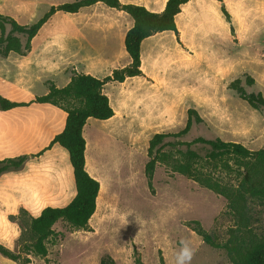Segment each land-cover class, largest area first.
Instances as JSON below:
<instances>
[{
    "label": "rangeland",
    "instance_id": "rangeland-1",
    "mask_svg": "<svg viewBox=\"0 0 264 264\" xmlns=\"http://www.w3.org/2000/svg\"><path fill=\"white\" fill-rule=\"evenodd\" d=\"M72 1L0 0V13L32 24L51 6ZM119 1L160 11L167 0ZM175 21V32L142 41L139 75L103 84L113 115L88 119L82 132L85 168L99 182L95 212L84 228L58 220L45 256L32 252L31 219L75 195L67 151L56 143L47 147L63 129L66 113L36 102L0 109V160L26 156L20 166L0 173V244L17 261L177 264L184 240L192 250L187 264H234L250 244L264 240V199L234 209L232 194L221 193L238 182L233 159L194 162L204 181L158 163L152 189L144 172L150 138L182 130L190 110L197 118L183 140L218 137L251 150L264 148V113L230 87L240 78L248 92L264 97V0H188ZM131 25L126 12L102 2L75 13L56 11L25 55L0 56V95L28 102L45 94L50 83L66 85L75 72L104 78L129 63L123 40ZM194 220L231 249L205 243L192 229Z\"/></svg>",
    "mask_w": 264,
    "mask_h": 264
},
{
    "label": "trees",
    "instance_id": "trees-1",
    "mask_svg": "<svg viewBox=\"0 0 264 264\" xmlns=\"http://www.w3.org/2000/svg\"><path fill=\"white\" fill-rule=\"evenodd\" d=\"M188 0H167L161 11H152L144 5L125 3L119 0H74L51 6L36 22L20 24L14 18L0 13V56L10 52L25 55L31 48V41L41 26L56 11L75 13L81 8L102 2L108 7L118 8L126 12L132 19V25L124 35V48L129 57V63L121 68H115L111 74L100 79L89 73L75 72L68 83L57 87L50 83L48 91L36 96L28 102L11 101L0 95V109L8 110L14 107L28 105L31 102L48 103L66 113L63 129L55 134L47 147L58 144L63 147L69 157L73 171L75 195L62 207L47 206L31 219L32 252L39 256L47 254L46 243L55 235L53 225L58 220H64L74 228H84L96 209V199L99 192V182L85 169L86 143L83 137V127L90 118L106 120L113 115V109L102 86L107 81L122 82L127 77L137 76L140 70V46L142 41L163 31H176L175 18L181 7ZM227 21L230 15L224 5L220 7ZM247 84L252 83L246 77ZM240 78L234 79L230 87L252 108L264 113V97L260 92H248ZM197 115L189 111L185 127L177 133H155L148 141V160L144 167L147 186L152 189V178L158 163H166L173 171L189 178L204 181L205 177L197 174L192 166L197 160L226 161L233 159L238 165V182L233 187H224L221 193L228 195L231 206L237 209L240 203L250 199H264V148L251 150L239 142L224 141L218 137H196L189 141L183 140L190 131L192 117ZM25 155L17 158L0 160V173L8 167L20 166ZM229 197V196H228ZM192 229L202 240L215 247L228 248V244L214 241L199 221H192ZM0 253L14 260L17 264H25L28 260H18V256L0 244ZM234 264H264V240L250 244L237 258ZM102 264H106L101 260ZM108 264H116L111 261Z\"/></svg>",
    "mask_w": 264,
    "mask_h": 264
},
{
    "label": "clouds",
    "instance_id": "clouds-1",
    "mask_svg": "<svg viewBox=\"0 0 264 264\" xmlns=\"http://www.w3.org/2000/svg\"><path fill=\"white\" fill-rule=\"evenodd\" d=\"M192 250L190 248V242L181 241V246L177 254V264H187L191 260Z\"/></svg>",
    "mask_w": 264,
    "mask_h": 264
},
{
    "label": "crops",
    "instance_id": "crops-1",
    "mask_svg": "<svg viewBox=\"0 0 264 264\" xmlns=\"http://www.w3.org/2000/svg\"><path fill=\"white\" fill-rule=\"evenodd\" d=\"M161 11V10H160ZM11 53V52H10ZM127 65V64H126ZM134 77V76H133ZM86 169V168H85ZM0 264H17L16 261L4 256L0 253Z\"/></svg>",
    "mask_w": 264,
    "mask_h": 264
}]
</instances>
